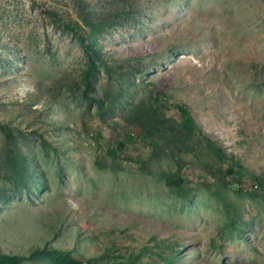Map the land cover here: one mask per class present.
Returning <instances> with one entry per match:
<instances>
[{
  "label": "rangeland",
  "instance_id": "1",
  "mask_svg": "<svg viewBox=\"0 0 264 264\" xmlns=\"http://www.w3.org/2000/svg\"><path fill=\"white\" fill-rule=\"evenodd\" d=\"M86 20L111 70L91 89ZM153 88L167 118L186 105L236 157L241 189L207 153L184 156L183 195L166 183L176 163L144 151L124 109ZM43 248L264 264V0H0V254L45 264Z\"/></svg>",
  "mask_w": 264,
  "mask_h": 264
},
{
  "label": "trees",
  "instance_id": "2",
  "mask_svg": "<svg viewBox=\"0 0 264 264\" xmlns=\"http://www.w3.org/2000/svg\"><path fill=\"white\" fill-rule=\"evenodd\" d=\"M86 25L90 28V34L88 41L81 39L82 46L85 52L88 54V73L86 76L87 88L91 89L92 82L90 76L98 69L101 64L105 70L109 73V65L107 61L102 57L99 50V43L95 39L97 32V24L93 20H86ZM78 35V30H73ZM151 103L148 105L144 101L137 103L129 102L126 108L129 109L128 120L135 121L136 125H140V141L144 144V151L151 155V157H165L172 160L177 165V170L167 171L164 173L166 183L173 188H177V193L183 195L185 192L181 190L184 184V178L182 174V167L185 165L184 156L190 153L204 155L207 153L211 159H215L220 162L221 169L226 170V175H234L235 180L229 183L235 184L237 189H241L240 180L243 172L242 165L238 162L235 156L228 155L220 146V143L212 139L207 135L200 125L196 122L188 107L183 104H175L177 110L181 113L180 118H167V115L162 112L158 101L160 97L166 98L164 91L156 90L153 88L150 91ZM98 101L101 107H103V100L95 99ZM9 138L12 137V129H5ZM121 147H125L124 142H119ZM113 153L112 148L109 149ZM115 152V151H114ZM13 154L20 158L19 154H16L13 150ZM17 160L8 159L10 166H13V162ZM226 167V168H224ZM220 169V170H221ZM181 172V174L179 173ZM22 174V172H21ZM24 175V174H22ZM216 175V174H214ZM175 178V179H174ZM256 180L262 182V177L255 176ZM227 179V178H226ZM220 190V189H219ZM220 192V191H219ZM218 191L214 192L220 195ZM38 259H45L46 261H40L45 264H97L94 260L89 259L87 263L77 259L68 251H61L58 249L43 248L38 252ZM24 257L19 255H5L0 254V264H23ZM124 263L115 261L114 264H134V259H126Z\"/></svg>",
  "mask_w": 264,
  "mask_h": 264
}]
</instances>
